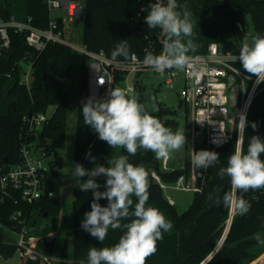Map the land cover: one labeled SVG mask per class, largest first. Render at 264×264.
I'll use <instances>...</instances> for the list:
<instances>
[{"label": "trees", "instance_id": "obj_1", "mask_svg": "<svg viewBox=\"0 0 264 264\" xmlns=\"http://www.w3.org/2000/svg\"><path fill=\"white\" fill-rule=\"evenodd\" d=\"M152 1L84 0L83 14L79 17L82 22V44L92 51H104L111 56L120 40L127 39L130 56L137 53L140 57H145L146 52L160 54L161 29H149L144 22ZM177 3L186 6L192 14L194 35L191 39L196 47L194 51H189V56L206 52L209 44L213 42L218 43L225 52L240 51L243 43L251 41L243 21L246 14L251 15L255 35H264V0H177ZM0 14L5 20L11 16L19 21L30 17L31 23L41 29L49 28L52 19L47 0H22L21 3L16 0H0ZM58 23L66 38L67 34L71 33L70 29H67L64 22L58 20ZM10 37L11 47L0 62V165L4 159L10 164L20 161L19 136L23 131L22 116L29 111L41 112L53 107V113L44 126L42 135L51 141L56 151L64 149L67 145L71 105L69 80L73 48L62 43H49L42 52H38L27 44L24 33L11 31ZM187 39L184 38L185 43ZM117 59L127 60L122 56ZM87 63V58L82 55L77 85L78 103L73 150L75 162L91 170L96 165L91 162V158H86L89 152L91 157H95L97 164L108 166V159L115 160L118 148H111L98 138V134L90 126L84 124L82 106L89 98ZM25 64L32 65L33 80L29 89L20 84ZM236 67L248 74L240 63H236ZM125 74L127 70H118L115 80L118 82L124 79ZM232 92L236 94L230 113L232 138L216 151L220 157L218 162L206 170L202 192L194 193L192 203L184 213L179 214L174 204L169 203L152 172H155L163 183L173 184L182 175L189 177V161H186L181 169L166 171L159 167L157 158L151 151L141 149L136 155L128 156L130 163L143 167L148 173L149 200L146 207L159 209L173 225L170 231L163 233V239L157 242L156 253L147 259L146 264H202L213 253L206 264H249L259 256L257 250L264 247V189L250 190L238 193L250 203V210L243 216H233L229 231L215 252L226 233L231 211L222 204H217L215 199H209V194L222 199L224 193L231 188L230 179L227 176L221 179L218 172L220 168L227 166L228 157L234 151L238 137L242 90L237 80L231 86L230 97ZM146 110L161 122L163 115L173 113L170 108L163 106L157 111L147 107ZM252 122L257 123L256 130L251 127ZM188 130L187 126L186 132ZM253 135L264 139V88L254 97L246 116V128L243 133L245 152L248 138ZM119 153L128 155L123 148H119ZM261 159L264 160V154ZM62 165L63 158L57 156L52 170V175L56 178L59 175L56 169ZM1 176L0 171V179ZM87 179V176L81 178L83 181ZM96 179L102 186L106 182L104 176ZM200 183L201 180H198L197 184ZM99 190L105 189L101 187ZM9 194L10 197L6 196L0 204V255L6 259L12 258L19 250L22 254L21 264H41L39 260L28 257L26 247L18 245L14 240H8L5 229L17 233L21 231L22 226L11 219L16 211L22 210L23 219L29 223L35 212L43 216L47 214L46 217L61 216L64 214V207L61 201L55 198H45L27 204L21 201L20 196L13 190H10ZM131 198L133 207L130 212L134 211L137 202L135 196ZM92 200L91 190L83 192L74 187L68 228L70 233L67 232L68 229L65 230L61 239L41 237L32 243L34 250L49 257L60 256L72 260L74 264H80L81 260L87 263L90 247L115 245L123 235V229H109L106 239L101 242L81 228L84 214L91 210ZM99 203L107 206L108 201L101 199ZM128 222L130 219L122 221ZM59 251L60 255H57Z\"/></svg>", "mask_w": 264, "mask_h": 264}, {"label": "clouds", "instance_id": "obj_2", "mask_svg": "<svg viewBox=\"0 0 264 264\" xmlns=\"http://www.w3.org/2000/svg\"><path fill=\"white\" fill-rule=\"evenodd\" d=\"M182 9V10H178ZM191 12L186 6L178 5L177 0H156L150 4L144 22L149 29H161L165 39L162 40V52L154 55L146 52L143 63L158 73L165 70L184 69L190 64L189 51L195 50L191 37L194 25ZM184 38H188L186 43ZM129 58L127 39L120 40L111 53V58ZM245 72L257 78V83H264V35L257 34L250 42L243 43L238 56ZM84 124L98 134L111 148H123L128 155H121L115 160L108 159V166L97 164L89 152L86 158L96 166L91 170L76 163L71 177L75 178V187L83 192L93 193L91 210L84 214L81 228L92 237L103 242L109 229H123L119 241L111 247H90L87 264H146L147 259L157 251V242L163 239V233L172 229V223L157 208L147 206L149 200L148 173L143 167L133 165L128 156H134L138 150L151 151L157 159L168 158L171 153L184 147L187 139L184 132H173L158 118L151 115L138 97H130L119 87L109 90L104 99L87 98L82 106ZM253 130L257 123L252 122ZM246 117L239 120V136L235 149L228 157L226 167L220 168L218 176L230 179V191L222 199L214 198L234 215H245L250 210V203L238 193L264 189V139L258 135L248 138L247 151L243 148V133ZM219 153L201 150L193 153L191 165L196 169L207 170L219 160ZM87 176L88 179L81 181ZM106 177L102 186L97 177ZM103 187L105 190L100 191ZM52 195V193H49ZM135 196L137 202L133 207ZM106 199L107 206L99 201ZM134 217V218H133ZM130 219L128 223H122ZM259 240V237H257ZM80 264H85L84 260Z\"/></svg>", "mask_w": 264, "mask_h": 264}, {"label": "built area", "instance_id": "obj_3", "mask_svg": "<svg viewBox=\"0 0 264 264\" xmlns=\"http://www.w3.org/2000/svg\"><path fill=\"white\" fill-rule=\"evenodd\" d=\"M155 2L156 0H153L150 4ZM162 2L167 3L165 0ZM47 3L50 12L53 9H64L66 12L65 16L52 17L47 29L35 27L31 23L30 17L21 21L15 19L14 16L7 20L1 19L0 62L11 47V31L24 33L27 44L38 52H42L49 43H62L73 48L64 37V32L59 29L58 20L66 24L81 17L83 3L72 0H47ZM162 34L161 31L159 39H161ZM76 49L88 60L89 97L96 99L107 97L118 70H127L125 78L150 68L143 63L144 57H140L137 53H133L127 60L117 58L113 60L104 51L95 52L83 44L82 47ZM238 54L239 51L225 52L218 43L213 42L209 44L206 52L190 56V64L183 69V87L180 91V97L189 116L188 131L192 142L191 159L194 151L209 150L216 152L231 140L230 90L234 81L239 82L242 90L239 120L241 115L247 116L254 97L264 88V83H257L256 77L250 76L236 67V63H240L235 59ZM165 71L169 75L166 84L173 88V80L179 77V73L176 69ZM32 80V65L25 64L20 84L29 89ZM125 91L128 95H132L136 92V87L127 85ZM52 113L53 107L51 106L47 111L31 112V115L25 113L22 116L23 131L19 136L20 161L16 164L2 162L0 165L2 172L0 204L6 196L10 197V190L17 193L21 201L27 204H33L45 198H54L53 186L57 178L52 175V170L55 167L58 153L51 141L42 135V130ZM197 140H200V146L196 145ZM166 160L167 158H164V161ZM189 163V177L182 175L172 184V187L183 191L201 193L206 180V171L193 167L191 160ZM164 168L166 169V162ZM152 175L163 190L168 188V184L163 183L155 172H152ZM198 180H201L200 184H197ZM167 199L170 204H174L171 197L167 196ZM11 219L22 226L21 231L17 233L6 229L7 233L19 237L12 240L18 245L26 247L29 258L39 260L41 264H74L72 260L63 259L60 256L49 257L34 250L31 246L34 241L29 242L25 239L30 229L29 223L23 219L22 210L16 211Z\"/></svg>", "mask_w": 264, "mask_h": 264}, {"label": "rangeland", "instance_id": "obj_4", "mask_svg": "<svg viewBox=\"0 0 264 264\" xmlns=\"http://www.w3.org/2000/svg\"><path fill=\"white\" fill-rule=\"evenodd\" d=\"M18 3L22 0H16ZM64 9H53L51 16L53 18L59 15L65 16ZM2 17L0 14V21ZM244 25L248 34V39L251 40L255 36V30L252 22L251 15L246 14L243 16ZM67 29H70V35L67 34L66 38L73 46L72 57V71L69 80V93L71 98L70 115L68 118V130H67V145L64 149L57 150L58 156L63 158V170L59 172L57 179L53 186L54 198L61 201V205L64 207V214L61 216L46 217L39 212L34 213V218L29 222V233L25 237L26 240H32L40 237L53 238L58 237L61 239L65 230L70 227V212L73 202V188L76 184L75 178L71 177L73 167L76 164L74 158L73 144L76 134V110L78 103L77 85L79 80L81 56L82 54L76 49L82 47V22L76 20L72 23H66ZM161 39H165L162 34ZM179 73V77L173 80L174 87H170L166 84V79L169 77L167 71L158 73L154 69L147 68L138 73H134L120 81H114L112 88L119 87L125 90L127 85H133L136 87V92L130 97H138L139 102L143 103L148 109L157 111L160 106L170 108L173 113L163 115L162 122L165 126L171 127L173 132L179 130L184 132L187 142L184 147L179 151H175L167 158V169L164 168V158L157 159L159 167L166 171L181 169L185 165L186 161L191 160L192 142L190 138V132H186V127L189 129V116L187 109L181 101L180 91L183 87V69H176ZM236 94L232 92L230 97V113L235 104ZM51 110V109H50ZM232 116V115H230ZM40 139V138H38ZM197 146H200V140L196 142ZM120 155L119 148L115 156L117 159ZM83 182V180H81ZM166 196L171 197L174 200V206L179 214L184 213L191 205L194 192L183 191L175 189L172 184H168V188L164 190ZM68 221V222H67ZM70 231L69 229L67 232ZM6 237L8 240L19 238L15 234H8L5 229ZM264 247H261L257 252L259 256L249 264H264ZM263 251V252H262ZM58 252L57 255L59 254ZM20 251L18 250L13 256V261H18Z\"/></svg>", "mask_w": 264, "mask_h": 264}, {"label": "crops", "instance_id": "obj_5", "mask_svg": "<svg viewBox=\"0 0 264 264\" xmlns=\"http://www.w3.org/2000/svg\"><path fill=\"white\" fill-rule=\"evenodd\" d=\"M72 1H77V2H80V3H84V0H72ZM58 17H61V15H59ZM76 20H80L79 18H77ZM75 20V21H76ZM74 22V21H73ZM167 161H168V159L166 160V161H164L163 162V164L166 162V169L168 168L167 167ZM41 238V237H40ZM37 239H39V238H36V239H32V240H28L29 242H33V241H35V240H37ZM21 252H20V254H19V259H18V261H13V257L12 258H8V259H6V258H4V257H2L1 255H0V264H21Z\"/></svg>", "mask_w": 264, "mask_h": 264}, {"label": "water", "instance_id": "obj_6", "mask_svg": "<svg viewBox=\"0 0 264 264\" xmlns=\"http://www.w3.org/2000/svg\"><path fill=\"white\" fill-rule=\"evenodd\" d=\"M28 115H31V111L28 112ZM3 162L6 163V162H8V160H7V159H4ZM62 170H63V167H62V166H59V167L56 169V172L59 173V172H61ZM46 215H47V214H45V216H46ZM233 216H234V214L231 212V219H230V221H229V224H228V227H227L226 233H225L224 237L222 238L220 244H219L218 247L216 248L215 252L218 250V248H219V247L221 246V244L223 243V241H224V239H225V237H226V235H227V232L229 231V228H230V225H231V221H232ZM68 233H70V231H68ZM213 255H214V253H213L211 256H209V257H208V258H207L202 264H206V263L212 258Z\"/></svg>", "mask_w": 264, "mask_h": 264}]
</instances>
